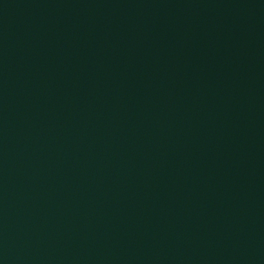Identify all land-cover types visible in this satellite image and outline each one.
<instances>
[{
  "label": "water",
  "instance_id": "1",
  "mask_svg": "<svg viewBox=\"0 0 264 264\" xmlns=\"http://www.w3.org/2000/svg\"><path fill=\"white\" fill-rule=\"evenodd\" d=\"M0 264H264V0H0Z\"/></svg>",
  "mask_w": 264,
  "mask_h": 264
}]
</instances>
